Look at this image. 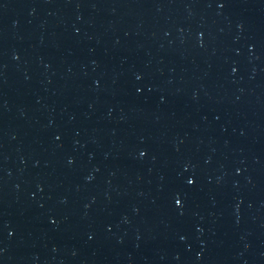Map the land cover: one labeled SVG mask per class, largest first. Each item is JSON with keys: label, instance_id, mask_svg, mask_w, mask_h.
I'll use <instances>...</instances> for the list:
<instances>
[{"label": "water", "instance_id": "obj_1", "mask_svg": "<svg viewBox=\"0 0 264 264\" xmlns=\"http://www.w3.org/2000/svg\"><path fill=\"white\" fill-rule=\"evenodd\" d=\"M0 264H264V0H0Z\"/></svg>", "mask_w": 264, "mask_h": 264}]
</instances>
